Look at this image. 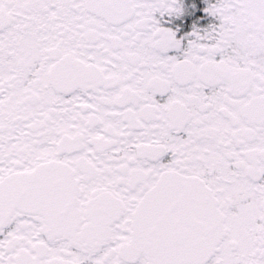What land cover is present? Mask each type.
<instances>
[{"label": "snow or ice", "instance_id": "snow-or-ice-1", "mask_svg": "<svg viewBox=\"0 0 264 264\" xmlns=\"http://www.w3.org/2000/svg\"><path fill=\"white\" fill-rule=\"evenodd\" d=\"M0 264H264V0H0Z\"/></svg>", "mask_w": 264, "mask_h": 264}]
</instances>
